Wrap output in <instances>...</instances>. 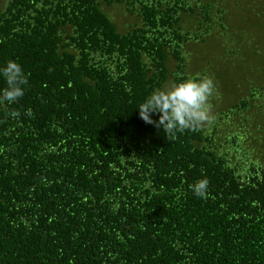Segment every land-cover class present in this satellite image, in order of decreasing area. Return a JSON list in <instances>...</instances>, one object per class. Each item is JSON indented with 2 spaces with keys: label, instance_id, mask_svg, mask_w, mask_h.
I'll return each mask as SVG.
<instances>
[{
  "label": "trees",
  "instance_id": "obj_1",
  "mask_svg": "<svg viewBox=\"0 0 264 264\" xmlns=\"http://www.w3.org/2000/svg\"><path fill=\"white\" fill-rule=\"evenodd\" d=\"M208 8L0 0V69L15 61L28 79L18 102H0V264H264V155H255V136L239 138L220 117L173 140L139 116L155 90L209 75L233 87L231 110L248 120L264 113L252 114L254 95L244 98L237 84L255 68L264 83V51L218 36L233 57L210 68L218 42L198 51L191 43L210 38ZM194 16L191 32L183 22ZM259 16L252 46L264 49ZM132 18L139 23L128 25ZM7 87L0 74V95ZM202 179L206 199L190 188Z\"/></svg>",
  "mask_w": 264,
  "mask_h": 264
},
{
  "label": "rangeland",
  "instance_id": "obj_2",
  "mask_svg": "<svg viewBox=\"0 0 264 264\" xmlns=\"http://www.w3.org/2000/svg\"><path fill=\"white\" fill-rule=\"evenodd\" d=\"M264 2V0H188V2L191 4V6L196 5L197 9L196 11H200L202 6L207 5V3L211 6L210 9V15L212 17V20L214 21V24L212 28L210 29L209 33V39L203 40L204 42H191L193 43V46L197 49V51L202 48L208 49L209 46L212 44L214 45L215 42H218L220 47L217 49L218 51L214 52L212 55V63H210L208 66L214 67L220 63V69L224 67V64L229 60V56H232L230 53H228L225 50V44L219 37L228 36L230 40L232 39H239L241 38V41H237L236 45H244L248 44L251 48V50L254 51L256 55L262 54L261 52L264 51L263 46L261 45L258 47L255 44V47L252 46L253 42H257L258 40L254 35L259 25L261 24L259 18V15L264 14V5L262 4L259 6V3ZM259 2V3H258ZM236 8L238 9V13L236 12ZM109 13L116 14L119 13V8H114V6H109L106 9ZM123 12V10H122ZM121 12V14H122ZM247 17H243L246 16ZM120 17L121 15L118 14ZM129 14L127 13L126 16ZM125 16V15H124ZM125 19H127L125 17ZM254 19V20H253ZM121 22V21H120ZM119 22V23H120ZM138 24L139 22L129 19L127 20V24L135 23ZM264 22V20H263ZM121 25L124 24V21L120 23ZM196 16L187 18L183 22V27L186 30H190L193 32L196 29ZM127 25H124L123 28L126 29ZM205 24H203V27ZM214 30V31H213ZM253 33V34H252ZM210 40V41H208ZM220 53V54H219ZM218 55V56H217ZM233 57V56H232ZM235 59V58H234ZM188 67L191 66L190 62H188ZM207 66H198V71H202L203 68H206ZM231 71V72H230ZM205 72V69H203V72ZM232 72L235 73L234 69H228L227 74H232ZM244 79H241L243 81H237V84H239V88L244 86V90L241 94L244 96V98H248L249 95L253 94V101L255 105V109L252 112V114H260L264 111V83L259 84L258 83V69H253ZM230 76V75H229ZM210 77V75H209ZM202 78V77H201ZM214 84H215V80ZM234 81V80H233ZM169 86L166 87V89H170L173 87L172 82H169ZM232 86H229V89L226 88V86L215 84V93L211 99V103L213 105V115L215 116V121L218 122V118L221 117L222 121L220 124L224 125H230L231 128H235V134L239 133V138L241 137H253L250 138L251 142H256L258 144V149H255L254 152H257L255 155L257 157H260L261 155H264V113L257 115V116H251L248 120V115H242L239 113H236V110H231L228 95L229 92H232ZM231 90V91H230ZM229 91V92H227ZM239 95V94H238ZM262 105V108L258 110V106ZM228 107V108H227ZM229 111L230 113H228ZM239 120H247L246 123H240ZM210 129L211 125L208 126ZM227 129V128H226ZM234 133V132H232ZM241 139H239L240 141ZM231 144V141H229V146ZM232 146H230L231 148ZM252 154V153H251ZM240 154L237 152H233V156L237 158ZM248 157L250 156L247 154ZM246 154L244 156L240 155L241 158L246 157Z\"/></svg>",
  "mask_w": 264,
  "mask_h": 264
},
{
  "label": "clouds",
  "instance_id": "obj_3",
  "mask_svg": "<svg viewBox=\"0 0 264 264\" xmlns=\"http://www.w3.org/2000/svg\"><path fill=\"white\" fill-rule=\"evenodd\" d=\"M0 74L6 79L8 87L0 95V102L9 104L18 102L24 96L23 85L28 83L21 65L9 61L0 69ZM215 93V84L211 77L188 79L170 89H157L138 107L140 118L157 129L162 127L168 139H175L177 133L185 131H200L215 122L211 99ZM159 115V120H153L152 115ZM31 116V109L27 111ZM19 116L18 112L12 113ZM193 193L202 198L208 197L209 181L202 179L191 185Z\"/></svg>",
  "mask_w": 264,
  "mask_h": 264
}]
</instances>
